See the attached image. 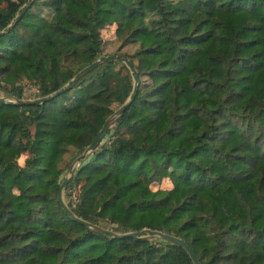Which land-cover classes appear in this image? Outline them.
<instances>
[{
	"label": "trees",
	"instance_id": "trees-1",
	"mask_svg": "<svg viewBox=\"0 0 264 264\" xmlns=\"http://www.w3.org/2000/svg\"><path fill=\"white\" fill-rule=\"evenodd\" d=\"M27 1L0 0V30ZM106 25L137 74L105 60L41 103L0 101V264H193L177 242L101 232L59 198L64 153L84 150L136 76L68 207L118 233L179 236L200 264H264V0H33L0 34V88L57 90L102 54Z\"/></svg>",
	"mask_w": 264,
	"mask_h": 264
},
{
	"label": "water",
	"instance_id": "water-1",
	"mask_svg": "<svg viewBox=\"0 0 264 264\" xmlns=\"http://www.w3.org/2000/svg\"><path fill=\"white\" fill-rule=\"evenodd\" d=\"M33 2V0H28L25 4V6L21 9V11L19 13H17L14 18L9 22L8 26L5 29L0 30V34H3L5 32H7L16 22L17 20L21 17L22 13L24 12V10L29 7L31 5V3ZM105 60H121L124 63L127 64L129 70L131 72H134L135 74H137L136 72V68L130 63V61L128 60V58L122 54V55H117V54H102L99 57L93 59L90 63H88L87 65L83 66L82 68H80L73 76L72 78L67 81L62 87L58 88L57 90L51 92L48 95H42V96H37L34 98H20V97H16L15 95H8V96H0V101H12V102H16L19 104H34V103H41L43 101H46L47 99H49L52 96H55L57 94H59L61 91H63L64 88H68L74 81H76L81 75H83L84 73H86L87 71L91 70L92 68H94L96 65H98L99 63H101L102 61ZM137 86H138V76H136L134 78V82H133V86H132V91H131V96L128 97L120 106H118L103 122L101 128L98 130L97 134L95 135V137L93 138V140L84 148V150L78 154L75 158L73 163L70 166L69 169V175L65 176L60 184H59V198L60 201L64 207L65 210H67L68 214L73 218L76 219L88 226H92L95 229L101 231V232H107L109 234H112L113 236L116 237H123V236H142L144 234H153L168 240H172L174 242H177L179 244H181L183 246V248L188 252L193 264H200L199 259L197 258V256L195 255V253L192 251V249L190 248V246L179 236H176L174 234L168 233V232H164L162 230L159 229H152L149 227H144L142 229L139 230H131V231H125V232H115L111 229L102 227L96 223L90 222L88 220H85L81 217H78L66 204V201L63 198V188L65 187V185L67 184V182L70 180V178L73 176L74 172H75V164L76 163H80L81 160L86 157L92 150H94L98 144L100 143L101 138L104 136L107 127L114 121V119L124 110L128 107L129 103L131 102L133 96L136 93L137 90Z\"/></svg>",
	"mask_w": 264,
	"mask_h": 264
},
{
	"label": "rangeland",
	"instance_id": "rangeland-1",
	"mask_svg": "<svg viewBox=\"0 0 264 264\" xmlns=\"http://www.w3.org/2000/svg\"><path fill=\"white\" fill-rule=\"evenodd\" d=\"M114 28H115V25H106L101 30L102 36L104 39L102 54H111L113 52H117V53L130 52L131 53L134 49V46L132 45L121 46L120 40L115 36ZM22 84H23V92H24L23 98L36 97L35 96L36 93L34 91L36 85L33 82L28 81V80H23ZM0 96H8V94L3 89L0 88ZM23 157L24 155L20 157V161H22ZM75 157L76 156H74L73 147L71 146L64 153V157L62 161L60 162V165L63 166V172H62L63 178L69 175V169ZM79 164L80 163H76L75 167H77ZM170 186H172V183L167 178H164L160 182L152 184V188H169ZM63 198L65 200V187L63 188Z\"/></svg>",
	"mask_w": 264,
	"mask_h": 264
},
{
	"label": "clouds",
	"instance_id": "clouds-1",
	"mask_svg": "<svg viewBox=\"0 0 264 264\" xmlns=\"http://www.w3.org/2000/svg\"><path fill=\"white\" fill-rule=\"evenodd\" d=\"M21 163H22V161H21Z\"/></svg>",
	"mask_w": 264,
	"mask_h": 264
}]
</instances>
